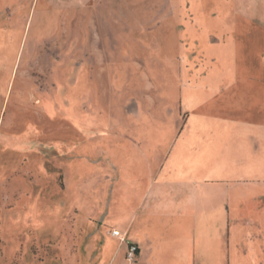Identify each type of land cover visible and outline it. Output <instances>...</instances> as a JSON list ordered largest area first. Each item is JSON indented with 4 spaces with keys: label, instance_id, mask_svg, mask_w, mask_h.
<instances>
[{
    "label": "rangeland",
    "instance_id": "1",
    "mask_svg": "<svg viewBox=\"0 0 264 264\" xmlns=\"http://www.w3.org/2000/svg\"><path fill=\"white\" fill-rule=\"evenodd\" d=\"M29 4L0 25V264H108L131 172L207 185L196 264H264V0ZM200 134L213 158L175 156Z\"/></svg>",
    "mask_w": 264,
    "mask_h": 264
},
{
    "label": "crops",
    "instance_id": "2",
    "mask_svg": "<svg viewBox=\"0 0 264 264\" xmlns=\"http://www.w3.org/2000/svg\"><path fill=\"white\" fill-rule=\"evenodd\" d=\"M30 1L31 4H29L27 13L31 12L35 4V0ZM28 2L29 0H0V25H3V17L6 12L10 13L9 18L11 20L12 16L15 18L20 13L25 14V5ZM28 21L29 16L26 18L25 25ZM181 138H184V136H181ZM195 138L200 141L199 146L191 148L188 145V140L191 142ZM210 138L209 135L203 134L186 137L183 140L185 143L187 140L186 144L176 146L175 156L180 159L194 158L195 152L198 154L195 159L204 160L206 152L208 155L210 154V159L213 158L212 152L207 149L209 148ZM190 150H192L193 157L187 154ZM150 173L151 170L147 171L145 169V175ZM135 179H137L136 176L131 172L127 181L125 180L124 190L127 195H124V218L122 216V220L119 218V221L114 219V223L110 224V226L125 234L124 241L112 236H105L106 240L113 243L116 242L113 240L115 238L118 241V248L119 246L124 248L119 251L117 248L118 253L115 257L114 255L111 256L112 259L108 264H117L119 252L124 253L125 258L127 243H135L138 246V253L132 264H144L148 261H150V264H196L199 260L208 261L204 252L207 232L205 217L208 214V205L205 200L206 196H211V193H206V190H208L207 185L202 181L191 182L187 179H182V181L175 179V183H170V185L160 182L156 185L161 190H165L166 187L175 188L174 200H171L167 194L169 198L167 202L165 201L167 197L161 200L160 196L164 193L166 196V192L160 195L151 193L155 184H151L149 181L139 183ZM157 197L156 204L161 206V212L151 213L147 209L149 200H155ZM172 211L175 213H171ZM198 228H201V231H198ZM127 264L129 263L127 262Z\"/></svg>",
    "mask_w": 264,
    "mask_h": 264
},
{
    "label": "built area",
    "instance_id": "3",
    "mask_svg": "<svg viewBox=\"0 0 264 264\" xmlns=\"http://www.w3.org/2000/svg\"><path fill=\"white\" fill-rule=\"evenodd\" d=\"M110 236L118 238L120 241H124V235L120 234L118 230H112L109 232ZM138 253V246L135 243H127V248L125 252V260L132 264L135 261L136 255Z\"/></svg>",
    "mask_w": 264,
    "mask_h": 264
}]
</instances>
